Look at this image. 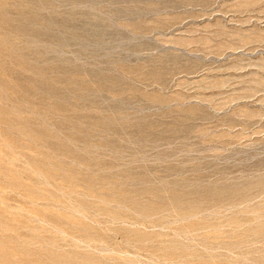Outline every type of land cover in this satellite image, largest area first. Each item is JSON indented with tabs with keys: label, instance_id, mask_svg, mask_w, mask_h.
Returning a JSON list of instances; mask_svg holds the SVG:
<instances>
[{
	"label": "rangeland",
	"instance_id": "rangeland-1",
	"mask_svg": "<svg viewBox=\"0 0 264 264\" xmlns=\"http://www.w3.org/2000/svg\"><path fill=\"white\" fill-rule=\"evenodd\" d=\"M0 264H264V0H0Z\"/></svg>",
	"mask_w": 264,
	"mask_h": 264
}]
</instances>
